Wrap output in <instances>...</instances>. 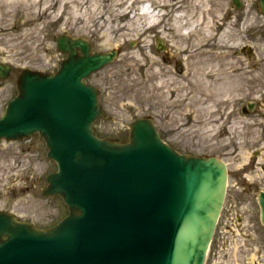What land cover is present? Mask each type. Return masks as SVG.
Segmentation results:
<instances>
[{
	"label": "water",
	"instance_id": "95a60500",
	"mask_svg": "<svg viewBox=\"0 0 264 264\" xmlns=\"http://www.w3.org/2000/svg\"><path fill=\"white\" fill-rule=\"evenodd\" d=\"M56 41L68 57L55 74L20 73L18 95L0 117V141L40 134L59 167L43 194H59L69 214L41 229L0 212V264H204L226 196L227 164L178 152L149 117L131 124L126 143L100 138L93 122L107 113L99 89L85 79L117 52L92 54L82 37ZM9 69L0 63V77ZM259 203L264 223V192Z\"/></svg>",
	"mask_w": 264,
	"mask_h": 264
},
{
	"label": "rangeland",
	"instance_id": "374dc122",
	"mask_svg": "<svg viewBox=\"0 0 264 264\" xmlns=\"http://www.w3.org/2000/svg\"><path fill=\"white\" fill-rule=\"evenodd\" d=\"M221 2L224 4L222 28L234 26V34L229 36L228 42L236 46L222 49H229L232 55L225 66L232 73L220 72L213 81L204 80L205 89L212 93L210 103L204 100L205 95L199 98L205 109L189 99L184 100L185 104L170 105L168 100L181 96L179 92L152 91L155 101H148L141 91L124 85L127 80L145 79L149 72L144 65L121 63L127 52L138 50V44L131 45L134 40H128L117 49L119 54L114 62L88 79L100 89V102L109 115L108 119H98L95 129L102 137L127 141L130 124L139 117L148 116L154 119L167 142L180 151L220 157L228 165V189L206 264H264V225L257 199L259 191L264 190V15L259 0H241L240 9L232 0ZM189 6L191 8L194 3ZM28 11L0 6V58L12 65L11 74L0 83V114L7 101L17 94L16 80L22 69L55 70L60 59L65 57L56 52V35L69 33L90 38L93 52L115 49V46L104 47L102 41L82 25L67 22L66 26L63 20L51 22V17L41 13L42 9L36 12L38 16H27ZM158 35V29H153L148 50L162 63L166 61L167 88H172L171 81L179 88L184 66L182 62V67L178 64L180 60L170 58L168 41L164 51L156 49ZM206 58L202 57L204 61ZM231 62L235 66L233 69ZM143 63H149L148 59ZM200 78V73H195L185 84L200 91ZM231 80L235 81V89L228 90L224 82ZM248 103L258 104L250 110ZM211 104L217 109L216 114L205 111ZM196 110L198 112L194 113ZM231 110L233 112L228 114ZM219 119L221 126L218 128L216 121ZM235 121L240 127L232 129ZM56 170V162L47 157V147L40 137L1 142L0 210L13 212L39 227L57 223L68 213L66 205L59 196L42 194L47 186L45 177Z\"/></svg>",
	"mask_w": 264,
	"mask_h": 264
},
{
	"label": "bare ground",
	"instance_id": "6f19581e",
	"mask_svg": "<svg viewBox=\"0 0 264 264\" xmlns=\"http://www.w3.org/2000/svg\"><path fill=\"white\" fill-rule=\"evenodd\" d=\"M221 1L1 0L0 6L15 7L16 11L21 10V8L27 9L29 10L27 16L34 14L38 16L36 12H40L42 9L41 13H46L51 17V22L63 20L66 22V26L67 22L74 26L82 25L84 30H91L90 33L100 39L104 47L115 46L114 51L117 53L120 46L128 40H134L133 43L138 44V50L127 52L121 59V63L126 65L135 63L148 67V77L143 80L124 81V85L141 91L143 93L142 97L148 101H155V94L151 93L152 91L159 90V93L162 94L167 91L170 94L179 92L182 93L181 96H178L179 98L175 97L168 100L170 105L185 104L184 100L189 99V101L198 103L201 109H205L202 106L203 103H199V98L201 99L205 95L204 100L210 103L212 93L207 92L205 89L206 82L204 80L213 81L220 72L232 73L231 70H226L225 66L228 64L227 59L232 56L229 49L236 46L228 42L230 41L229 36L234 34L233 24L226 26L225 29L220 24L221 19H223L221 12L224 9V4ZM190 3H194L191 8ZM28 19L31 20L30 17ZM37 19L39 18L37 17ZM245 24H247V21ZM153 29H158V38L163 47L167 48V41L170 43L169 51L171 50V52H168L170 58L180 60L178 64L181 65L182 62L184 66L181 74V81L183 82L179 88L174 86L175 81L169 83L172 88H167V79L164 77L166 76V61L162 63L157 56L152 54L151 50H148ZM86 40L90 41V38ZM248 47L250 50L251 47ZM224 48L229 49L222 51ZM203 56H207L205 61L202 59ZM147 59L149 63H143ZM231 63V69H233L235 66L233 62ZM198 72L201 76L198 79L202 86L200 91H196L197 88L190 84L188 87L185 84L186 79L188 80L189 77L195 75V73L198 74ZM132 73H135V71H132ZM234 82L233 80L227 83L224 82V86L228 90L230 88L235 89ZM221 99L223 101V97ZM216 110L211 104L207 106L205 111L213 115L217 113ZM232 112L233 110L228 114ZM216 122L219 128L221 126L220 119ZM236 127H240V125H237V121L232 125V129ZM255 256L256 254L252 256L253 260Z\"/></svg>",
	"mask_w": 264,
	"mask_h": 264
},
{
	"label": "flooded vegetation",
	"instance_id": "af4514ba",
	"mask_svg": "<svg viewBox=\"0 0 264 264\" xmlns=\"http://www.w3.org/2000/svg\"><path fill=\"white\" fill-rule=\"evenodd\" d=\"M0 83H1V81H0Z\"/></svg>",
	"mask_w": 264,
	"mask_h": 264
}]
</instances>
